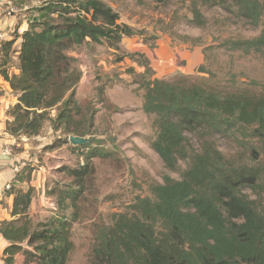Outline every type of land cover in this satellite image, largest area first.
<instances>
[{
    "label": "trees",
    "instance_id": "trees-1",
    "mask_svg": "<svg viewBox=\"0 0 264 264\" xmlns=\"http://www.w3.org/2000/svg\"><path fill=\"white\" fill-rule=\"evenodd\" d=\"M13 1L18 7L27 2ZM203 2L233 8L251 24H258L264 14L262 0ZM197 7L195 18L202 25ZM33 8L37 15L22 35L19 50L21 74L10 78L4 73L19 98L9 111L7 131L15 138H32L51 123L62 135L46 151L69 145L71 136L93 135L95 115L85 114L76 99L83 73L69 52L104 43L119 50L123 39L135 36V31L120 24L119 14L102 0H46ZM15 40L3 43L2 57ZM223 46L264 55V32ZM127 56L140 60L146 69L141 77L146 90L143 110L155 116L158 129L153 149L172 171L180 160L189 165L180 179L167 176L152 185L151 197H137L129 211L113 215L111 225L95 226L90 264H264V97L217 93L182 79L166 82L156 77L145 54ZM189 133L201 138L200 150L190 143ZM237 134L255 143L245 144ZM216 135L244 147L246 154L227 158L210 139ZM95 142L70 145L88 152L79 167L58 169L62 180L51 192L57 197V211L48 220L35 221L30 215L36 194L30 183L37 167L27 164L17 173L7 192L14 196L12 219L0 225L8 242L5 264H15L19 254L26 264H69L75 250L72 229L88 201L95 173L92 162L112 157L92 147Z\"/></svg>",
    "mask_w": 264,
    "mask_h": 264
},
{
    "label": "rangeland",
    "instance_id": "rangeland-1",
    "mask_svg": "<svg viewBox=\"0 0 264 264\" xmlns=\"http://www.w3.org/2000/svg\"><path fill=\"white\" fill-rule=\"evenodd\" d=\"M102 1L119 14L120 24L134 29L135 36L124 38L119 50L104 43L85 44L69 52L78 60L83 73L76 99L85 114L90 111L95 115L93 135L85 138H94L96 142L92 147L112 154L110 159L97 158L92 162L95 173L86 193L88 201L72 229L75 250L69 264H90L95 226L101 223L111 225L113 215L129 211L137 197H151L152 185L163 183L167 176L180 179L189 165V162L180 160L177 170L172 171L153 149L158 129L155 116L143 110L146 90L141 88V77L146 69L139 64L140 60L130 58L128 54L148 55L156 77L166 82L182 79L187 84L206 87L217 93L264 97V55L255 50L246 53L223 46L230 41L261 36L264 14L258 24H251L239 18L237 10L211 7L203 0ZM44 2L46 0H27L22 5L24 10L17 7L23 10L20 15L25 16L28 27L37 15L33 7H40ZM195 4L203 17L202 25L195 18ZM51 130V123H46L40 141L43 147L47 143L53 145L55 137L62 135ZM237 137L243 139L240 134ZM188 138L192 146L200 150L201 138L195 133H189ZM210 139L229 159H239L238 156L245 153L244 147L230 139L220 135ZM253 140L248 138L242 142L252 144L255 143ZM71 146L48 155L46 160L40 154L36 157L37 169L44 165L50 173L45 182L50 194L57 181L62 180V176L53 173L57 167L74 169L80 162L81 165L84 163L83 155L88 150ZM261 159L264 160V155ZM34 199L35 221H45L56 214H53L56 196ZM71 213L69 210L67 215ZM23 258L22 264H26L24 255Z\"/></svg>",
    "mask_w": 264,
    "mask_h": 264
},
{
    "label": "crops",
    "instance_id": "crops-1",
    "mask_svg": "<svg viewBox=\"0 0 264 264\" xmlns=\"http://www.w3.org/2000/svg\"><path fill=\"white\" fill-rule=\"evenodd\" d=\"M17 6V5H16ZM18 7V6H17ZM23 9L25 7H22ZM23 11L17 13L13 16L5 15L0 10V31L6 32L9 36L6 39V42H10L16 38V42L9 52L8 55H3V59L0 61V193H4L5 202L4 210L0 214V222L9 221L12 219V209L14 204V196L9 195L6 190L8 186H11L17 173L22 170L27 164L35 165L38 163L37 156L38 154L43 157L44 160L47 159L48 155L56 154L59 150H62L65 146L61 148L46 150V148L51 145L40 144L42 140V133L37 137H21L15 138L11 136L7 131L8 121H12V117L9 114V111L18 104V95L14 92L11 82L6 78L5 74L10 78L19 76L21 74L20 70V60H19V50L22 45V35L28 31L29 24L25 20V16H22ZM22 14V15H20ZM146 53V52H145ZM148 56V55H147ZM149 57V56H148ZM5 73V74H4ZM52 133H55L51 130ZM59 134V133H55ZM58 138H61L57 135ZM55 137V140L57 139ZM48 145V146H47ZM6 149L11 150V154H5ZM36 166V165H35ZM58 167L54 170L53 173L58 175ZM50 175L46 171L44 165L40 166L32 176L30 186L36 190L34 197H55L49 192L50 188L46 185L47 176ZM58 182V181H57ZM42 194V195H41ZM34 200L30 208V215L34 219ZM57 211V201L54 206V212ZM35 220V219H34ZM8 246V242L3 238L0 233V254L4 257V251ZM25 247H27L25 245ZM23 255L20 254L16 257L15 264H22ZM0 264H5L3 258L0 259Z\"/></svg>",
    "mask_w": 264,
    "mask_h": 264
},
{
    "label": "built area",
    "instance_id": "built-area-1",
    "mask_svg": "<svg viewBox=\"0 0 264 264\" xmlns=\"http://www.w3.org/2000/svg\"><path fill=\"white\" fill-rule=\"evenodd\" d=\"M0 10L8 16H13L17 13H19L20 11H23L21 9H18L17 6L15 5L13 0H0ZM9 35L6 32H2L0 31V61H1V57H2V53H1V49L3 46V43L6 42V39ZM5 154H11V150L6 149L4 151ZM11 186H8L6 188V190H10ZM4 193H0V212L3 209V202H4ZM0 259H1V254H0Z\"/></svg>",
    "mask_w": 264,
    "mask_h": 264
},
{
    "label": "water",
    "instance_id": "water-1",
    "mask_svg": "<svg viewBox=\"0 0 264 264\" xmlns=\"http://www.w3.org/2000/svg\"><path fill=\"white\" fill-rule=\"evenodd\" d=\"M94 138H83L78 136H71L69 138V142L72 146L78 147V146H84L91 142Z\"/></svg>",
    "mask_w": 264,
    "mask_h": 264
}]
</instances>
